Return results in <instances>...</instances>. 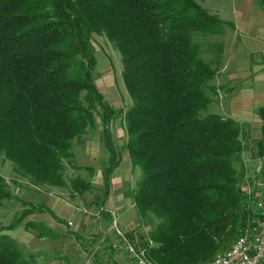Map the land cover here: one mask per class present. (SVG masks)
Wrapping results in <instances>:
<instances>
[{
    "label": "trees",
    "instance_id": "16d2710c",
    "mask_svg": "<svg viewBox=\"0 0 264 264\" xmlns=\"http://www.w3.org/2000/svg\"><path fill=\"white\" fill-rule=\"evenodd\" d=\"M226 26L195 0H0V158L20 177L16 189L23 179L40 189L90 192L91 181L68 178L67 165L83 170L73 144L99 129L108 159L98 204L103 209L110 198L127 151L142 170L132 190L137 215L157 221L139 241L115 232L116 240L130 241L153 264H205L229 250L257 215V197L245 189L258 184L246 178L244 154L263 158L264 140L210 112L224 43L206 50L215 53L209 61L201 40L225 36ZM96 36L122 58L131 99L122 150L113 130L120 112L95 80ZM12 200L20 201L0 173V209ZM21 202L20 217L0 224V264L36 263L11 232L48 209ZM102 214L109 229L113 216ZM25 226L38 238L54 234L38 221Z\"/></svg>",
    "mask_w": 264,
    "mask_h": 264
},
{
    "label": "rangeland",
    "instance_id": "374dc122",
    "mask_svg": "<svg viewBox=\"0 0 264 264\" xmlns=\"http://www.w3.org/2000/svg\"><path fill=\"white\" fill-rule=\"evenodd\" d=\"M195 1L199 3L202 7L207 9L210 13L217 14L221 19L225 20V22H236V18L238 15L244 17L245 14H251L254 19H257L260 16H264V0ZM225 37L226 35L222 37L218 36L201 40L202 50L204 52L203 57L206 60H216L215 53H213V49V52H206V50L212 48L214 42L222 43ZM94 46L98 60V64L95 70L96 83L102 90L109 104L114 107L118 112H120V116L113 125V130L115 144L117 148L122 150L123 146L128 140V136L125 130V112L127 108L131 105V99L126 91L122 78L123 66L121 61V54L103 36H96ZM220 64L221 65L219 67V71L222 70L223 59L221 60ZM221 85L223 86L222 81H219L217 79V96L214 98V102L210 106V112L212 113H217L219 111V108L216 107V104L219 103L218 100H221V97L224 96ZM249 137L250 139H252V135H249ZM73 152L75 154L76 164L80 166L83 170H79L76 172L71 170V167L67 165V177H82L85 180H90L92 183V180L96 177L97 172H99L98 170H102L104 162H106L108 159V153L106 152L103 145L101 130L97 129L94 132H90L85 135L81 139V141H75L73 144ZM122 157V162L119 168L117 169V172H115L113 176V182H115V185L113 184V194L108 204L110 206L109 210H111V212L115 214H110V212H108V214L113 216V224L116 223L114 228L119 229L123 236H125L124 239H127V234L134 233L136 239L139 241L141 235H149L150 231L156 226L157 221L154 217L143 219L137 215V212L134 207L132 190L136 187L137 182L142 175V170L140 168L137 169L133 166L127 151L123 152ZM244 161L246 178L251 179L250 181H253L254 183H260L255 187L256 190L260 187V185H262L261 187L264 190V159L261 158L252 161L250 159V153L246 151L244 154ZM87 167L90 170L84 169ZM0 173L5 177L6 181L10 185L16 197L20 199V201H8L6 202L5 207L0 209V224L3 226L10 225L15 220V218L18 219L20 217L22 211L24 210L23 203L21 202L22 200L35 205H39L41 203H44L45 205L50 204L55 209H57L59 206L62 207L64 205L61 211L65 213H72V210H70V208H74V210H76V213L79 212L77 210V205L81 204L76 203L79 202L77 201L79 198L89 202L88 204L84 205V208H86L87 211H89L94 205H96L97 207L101 206L100 204H98V202L102 197L103 185L101 186L96 183H93L90 192L86 193L83 196L70 193L66 189H40L35 187L34 185H31L29 181L23 179H20L19 188L16 189L14 181H18L20 177H17L13 173L12 163L2 158H0ZM58 202L61 204L59 205ZM97 216L95 217L94 215L95 220L99 221V219H101L104 221L103 214ZM35 219L38 222L43 221L44 219L52 221L55 220L54 216L51 215L50 212H37L35 214L30 215L23 224L19 225L11 233L19 241L22 248L28 254H32L35 261L43 260V262H45L44 264H48L47 262L50 261L48 258L49 255L45 253L44 250L47 249L48 245H54L59 247L61 245L59 243V240H61L64 236V238L70 236L67 234L68 231H73L72 229L74 228V224L72 222L74 221L73 219H70L66 223H64L63 232L58 231V237H55V234H49V236L45 238H38L34 228H27L25 226L27 221H36ZM107 224V221L102 223L104 230L99 233L100 236L98 239L91 238L90 236H88V238L90 237L89 239H86L81 236L78 238H81V241L83 242L86 241V243L91 242L92 244H88V246H92V251L96 248L95 246H98V242L102 240V237L108 235L110 232H116L114 228L112 230L110 229L111 227L108 229ZM116 233L109 234L108 236L110 237V235H114V238H116V235L118 234ZM60 236L61 239L59 238ZM79 239L76 240L79 241ZM124 239H117L116 244L111 241L110 244L108 243L109 241L101 243L100 249L98 250L97 254L92 258L90 257L86 261H83L81 264H111L112 261V264H121L119 259H121V261L123 260V264H136L132 257H130V255L128 254L126 250V245H123L125 244L123 243ZM68 243L69 242L66 241L64 242V244ZM105 245H107V247H109L110 245H112L111 247H117L115 249L116 251L114 252V256L108 253V248ZM121 246L124 247L121 248ZM120 252H122V254H119ZM88 254L91 255V253ZM117 255L121 258H117Z\"/></svg>",
    "mask_w": 264,
    "mask_h": 264
},
{
    "label": "crops",
    "instance_id": "0c3cea01",
    "mask_svg": "<svg viewBox=\"0 0 264 264\" xmlns=\"http://www.w3.org/2000/svg\"><path fill=\"white\" fill-rule=\"evenodd\" d=\"M258 18L254 19L251 14H245L244 17L238 15L236 22L226 21L231 25L226 26V37L223 41L224 55L222 70L219 71L217 78L223 83L221 88L223 89L224 96L221 97V100H218L219 103L216 104V107L219 108L217 114L238 121L249 132V135H252V139L260 141L264 140V121L260 112L261 109H264V16ZM98 171L96 177L92 180V184L96 183L102 186L104 185L103 168ZM113 184L115 185V182ZM112 194L103 209L101 206L97 207L94 205L91 209L89 208V211L84 208V205L89 202L79 198L77 200L79 202H76L81 204L77 205L78 213H76L74 208H70L72 213L61 211L64 205L55 209L50 204L45 205L42 203L46 207L45 210L48 209L47 212H50L56 221L44 219L47 221L43 220L40 222L44 223L50 231H53L55 237L59 236L58 231L63 232L64 223L70 219L74 221L72 222L74 224L73 231L67 232L70 236L66 238L64 236L62 239L61 236L59 237L61 239L59 240L61 244L59 247L48 245L47 249L44 250L49 255L48 258L50 261L47 262L48 264H81L83 261L97 254L101 243L109 241V244L111 242L116 244L117 241L114 235H110V237L105 235L98 242V246H95L96 248L91 251L92 246H88V244L92 243L83 242L81 238H78L80 236L86 239L90 237L99 238V233L104 230L102 223L106 220H95L94 215L95 217L100 214L102 215V211L110 212V214L113 213L109 210L110 206L108 205ZM110 234L115 233L110 232ZM88 236L90 237L88 238ZM76 239H79V241ZM65 241L69 243L64 244ZM111 246L107 247L109 254H111ZM88 253H91V255ZM117 258L121 257L117 256ZM119 261L123 264V260L121 261L119 259ZM35 262V264L45 263L43 260Z\"/></svg>",
    "mask_w": 264,
    "mask_h": 264
},
{
    "label": "built area",
    "instance_id": "2783aa9c",
    "mask_svg": "<svg viewBox=\"0 0 264 264\" xmlns=\"http://www.w3.org/2000/svg\"><path fill=\"white\" fill-rule=\"evenodd\" d=\"M261 186L257 190L255 187L245 189L247 194L257 197L255 203L257 215L253 224L242 231L229 250L218 254L213 259V264H264V190ZM115 225L116 223L110 229L112 230ZM114 230L123 236L118 228ZM126 250L136 264H151L144 257V252L127 240Z\"/></svg>",
    "mask_w": 264,
    "mask_h": 264
},
{
    "label": "bare ground",
    "instance_id": "6f19581e",
    "mask_svg": "<svg viewBox=\"0 0 264 264\" xmlns=\"http://www.w3.org/2000/svg\"><path fill=\"white\" fill-rule=\"evenodd\" d=\"M150 263L153 264L152 262H150ZM205 264H213V260H211L210 262H206Z\"/></svg>",
    "mask_w": 264,
    "mask_h": 264
}]
</instances>
